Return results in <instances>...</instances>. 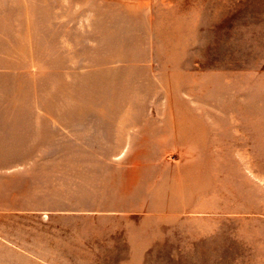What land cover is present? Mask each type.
<instances>
[{
  "label": "rangeland",
  "instance_id": "1",
  "mask_svg": "<svg viewBox=\"0 0 264 264\" xmlns=\"http://www.w3.org/2000/svg\"><path fill=\"white\" fill-rule=\"evenodd\" d=\"M0 264H264V0H0Z\"/></svg>",
  "mask_w": 264,
  "mask_h": 264
}]
</instances>
